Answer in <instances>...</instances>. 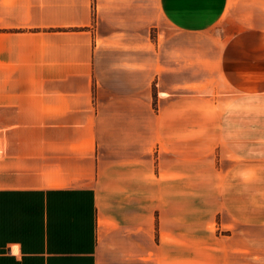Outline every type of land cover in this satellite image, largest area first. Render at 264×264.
<instances>
[{
  "label": "crops",
  "instance_id": "obj_1",
  "mask_svg": "<svg viewBox=\"0 0 264 264\" xmlns=\"http://www.w3.org/2000/svg\"><path fill=\"white\" fill-rule=\"evenodd\" d=\"M160 8L188 42L153 66L147 42L42 31L51 0H0V264L260 260L264 0ZM226 15L238 31L214 47Z\"/></svg>",
  "mask_w": 264,
  "mask_h": 264
},
{
  "label": "rangeland",
  "instance_id": "obj_2",
  "mask_svg": "<svg viewBox=\"0 0 264 264\" xmlns=\"http://www.w3.org/2000/svg\"><path fill=\"white\" fill-rule=\"evenodd\" d=\"M69 1L51 0L52 24L42 25L46 27L41 29L42 31L53 33L66 31L90 32L93 29L97 34V43L101 47L105 43L104 38L109 36L117 40L119 37L121 41L125 39L127 43H136V40L140 44L147 42L146 49L148 53H146L149 62L153 66L157 53L172 40V37L181 44L188 42L187 39L176 38L175 31L163 19L160 0H77V8H69L71 5ZM84 1L88 3L87 7H85L86 2ZM73 11L77 13L74 17L77 21H83L85 15H90V22L87 25H79L78 27H65L63 22L73 18ZM237 31L238 29L230 23L226 15L212 24L211 29L207 31L209 32L207 35L212 38V42L217 41L214 45L216 47L217 44L221 46L222 42H225ZM110 49L112 50L113 47L106 49L107 54L103 58L105 64L108 61L113 63L114 61L120 62L123 60V55L108 56V53H113L109 52ZM148 91L151 97L150 103L155 108L157 97L155 84L149 85ZM248 187L246 185L245 189L249 190ZM254 235L257 236H253V239H264L263 234L254 233ZM247 238L248 236L245 234V239ZM252 250L260 256V260H254L252 264H264V245Z\"/></svg>",
  "mask_w": 264,
  "mask_h": 264
}]
</instances>
